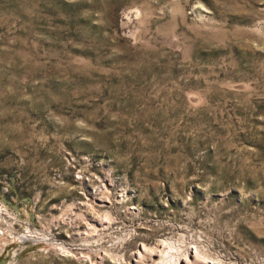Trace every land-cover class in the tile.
<instances>
[{"label": "rangeland", "instance_id": "obj_1", "mask_svg": "<svg viewBox=\"0 0 264 264\" xmlns=\"http://www.w3.org/2000/svg\"><path fill=\"white\" fill-rule=\"evenodd\" d=\"M170 254L264 264V0H0V264Z\"/></svg>", "mask_w": 264, "mask_h": 264}, {"label": "built area", "instance_id": "obj_2", "mask_svg": "<svg viewBox=\"0 0 264 264\" xmlns=\"http://www.w3.org/2000/svg\"><path fill=\"white\" fill-rule=\"evenodd\" d=\"M24 238L25 239H34V238L36 239V238H38L39 241L42 243L44 242V244L48 243V240H50L49 236L45 235L42 231H39L38 229H33V230L27 229V230H25ZM53 239H54V237H53ZM58 249L61 250L62 249L61 246L58 247ZM66 249L67 250L71 249V247H67Z\"/></svg>", "mask_w": 264, "mask_h": 264}, {"label": "bare ground", "instance_id": "obj_3", "mask_svg": "<svg viewBox=\"0 0 264 264\" xmlns=\"http://www.w3.org/2000/svg\"><path fill=\"white\" fill-rule=\"evenodd\" d=\"M145 249H146V248H145ZM139 253L141 254V252H139ZM193 253H194V255L198 256V254H197L195 251L193 252V250H189V251L187 252L186 256L184 255V256L186 257L185 260H186V261H190L189 256H190V254H193ZM141 256H142V255H141ZM172 256H173V255L170 254V256H169L170 258L167 259V261L170 262L171 264H172V262L174 263V261L171 259V258H173ZM176 262H177V261H176ZM179 263H180V260H179Z\"/></svg>", "mask_w": 264, "mask_h": 264}]
</instances>
